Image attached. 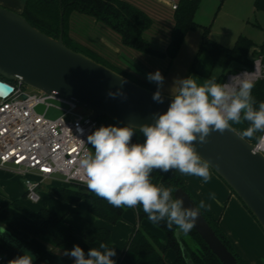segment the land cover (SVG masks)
I'll use <instances>...</instances> for the list:
<instances>
[{
	"label": "trees",
	"instance_id": "16d2710c",
	"mask_svg": "<svg viewBox=\"0 0 264 264\" xmlns=\"http://www.w3.org/2000/svg\"><path fill=\"white\" fill-rule=\"evenodd\" d=\"M200 1H178L174 10V24L170 31V40L165 50H159L151 46L144 33L152 27L153 19L147 11L130 0H25L21 14L32 26L48 36L59 38L62 32L64 43L68 47L91 57L143 87L157 91L158 87L155 84L136 76L121 64L103 60L87 45L74 38L71 29L73 16L77 14L90 16L119 34L123 46L131 47L157 58H169L173 62L180 52L187 33L198 26L194 18ZM255 6L256 9L264 11V0H256ZM207 33L208 28H205L204 37L191 70H195L200 55L206 52L211 56L214 64L221 66L223 69L220 83H225L228 74L234 72V70L229 69L231 64L235 63L245 68H253L252 55L256 53L257 49L264 52V44L258 46L247 37L240 36L235 46L228 48L209 38ZM0 78L2 77L0 76ZM11 84L14 86L17 82L11 81ZM254 85L252 95L258 108L259 102L264 101V77L254 82ZM242 123L248 126L247 122ZM98 124L99 127L126 126L115 123L107 116L98 119ZM263 134L258 132V136ZM144 139L143 134L137 129L132 137V143H143ZM150 179L157 186L174 189L173 198L175 191L183 188L191 195L196 205L200 202L187 188L185 182L175 170H170L167 173L154 170L150 175ZM71 185L70 188H52L51 192L60 199L72 203L77 202L85 195H89L88 192L80 193L76 187H73L80 185ZM90 197L89 208L95 217L101 218L110 224H115L124 218L127 207L116 208L95 195H90ZM12 206L28 216L29 221H22L19 224V229L30 235L31 239L17 237L18 246L16 247L10 243L12 240L0 237V254L4 256L6 264L17 256L23 255L24 248L35 254L33 264H74V258L64 255L66 250L70 251L75 245H79L87 254L89 249L95 248L93 244L96 242L107 245L112 242V231L109 227H96L92 232L69 230L62 225L64 214L45 205L34 210L22 201L15 200L12 202ZM135 208L140 221L145 219L151 221L144 213L142 206ZM202 213L219 238L236 256L238 263L249 264L235 251L228 236L220 227L218 220L208 210H202ZM153 224L163 230L166 235V242L163 243L154 232L144 226L135 225L123 251L118 256L111 258L115 261V264H166L165 253L169 249H173L176 253L175 264H224L195 228L187 235L180 233L177 236L175 226L169 229L165 221Z\"/></svg>",
	"mask_w": 264,
	"mask_h": 264
},
{
	"label": "clouds",
	"instance_id": "9594fccd",
	"mask_svg": "<svg viewBox=\"0 0 264 264\" xmlns=\"http://www.w3.org/2000/svg\"><path fill=\"white\" fill-rule=\"evenodd\" d=\"M146 78L158 86L153 100L163 103L161 72L149 73ZM177 84L175 93L171 91L167 111L154 114L152 124L139 127L138 131L145 137L143 143H132L137 131L133 125L100 126L87 136L94 153L85 152L78 165L82 173L80 179L96 197L116 208L142 206L153 223L165 221L169 229L175 226L179 236L190 233L202 210L210 205L201 200L195 207L185 208L182 198H173L174 189L151 182V173L178 170L208 183L210 162L202 159L194 142L208 143L212 132L223 134L230 129V122L248 123L240 134L242 138L251 139L258 132L264 133V101L256 107L252 95L255 85L248 79L247 72L231 77L228 83H218L217 77L212 76L202 85L192 77L180 79L175 86ZM255 138L253 154L264 150V135ZM209 199L214 200L215 194L210 193ZM4 231L5 228L0 227V233ZM64 255L74 258V264H115L111 258L116 250L101 243L99 248H91L85 254L75 245ZM33 260L34 256L25 251L8 264H33Z\"/></svg>",
	"mask_w": 264,
	"mask_h": 264
},
{
	"label": "water",
	"instance_id": "95a60500",
	"mask_svg": "<svg viewBox=\"0 0 264 264\" xmlns=\"http://www.w3.org/2000/svg\"><path fill=\"white\" fill-rule=\"evenodd\" d=\"M63 13L61 18V26ZM0 97L14 91L11 81L28 85L46 94L36 111L44 113L47 104L68 109L81 106L92 120L103 116L117 124H152L153 115L167 111L171 96L162 93L163 103L153 100L154 90L143 87L91 57L68 47L32 26L21 14L0 5ZM113 93L115 95H109ZM27 98V95H23ZM230 127L223 134L212 132L208 143H195L203 160L229 185L264 229V152L253 154L256 144ZM175 198L185 208L195 207L191 195L179 188ZM195 230L224 264H239L236 256L219 238L203 213ZM30 252L34 258L35 254Z\"/></svg>",
	"mask_w": 264,
	"mask_h": 264
},
{
	"label": "rangeland",
	"instance_id": "374dc122",
	"mask_svg": "<svg viewBox=\"0 0 264 264\" xmlns=\"http://www.w3.org/2000/svg\"><path fill=\"white\" fill-rule=\"evenodd\" d=\"M130 1L147 11L153 19L152 27L144 33V36L150 41L151 46L159 50H165L170 40L171 28L174 24L175 9L173 6L177 5L179 0ZM255 2L256 0H201L194 18L198 26L187 33L180 52L173 62L169 58H157L131 47L123 46L120 42L119 34L87 15H74L71 29L74 38L87 45L102 57L103 60L114 64H121L140 78L147 80L146 72L148 71L141 66L139 67L136 61L147 63V66L155 70V72L159 70L164 77V85L161 91L169 95L168 93L171 94V91L174 93L178 88V84L175 86L178 80L188 78L190 72H195L191 68L203 40L205 28H208L207 35L209 38L228 48H233L240 36L251 39L258 46L264 44V11L256 9ZM118 53L121 54L118 55ZM203 54L208 55L206 52L201 55ZM252 58L254 60L253 68H241V65H238L240 67H237L234 72L228 75H236L243 70L254 73L256 71V64L260 60L262 73L259 77L250 78V80L256 82L258 79L263 78L264 52L261 49H257ZM155 85L157 86V84ZM174 86L175 88H173ZM24 89L27 92H34V89L28 85H24ZM75 111L79 113L87 112L81 106H77ZM63 113L62 109L55 105H50L46 116L55 119ZM255 137H259L258 133L255 134ZM255 137L248 140L256 144L257 140ZM91 151L94 153L92 146ZM29 177L35 178L33 175ZM25 181L26 176L16 172L13 168L0 169V227L5 228V231L0 233V237L12 240L10 243L16 247L18 246V242H16L17 237L30 239V235L19 229V224L22 221H29L28 216L12 206L13 201L20 200L34 210L45 205L64 214L63 225L69 230L92 232L97 224L106 223L112 228V242L108 246L115 248L116 255L124 249L131 231V225L137 221L136 208L127 207L124 212V219L111 225L105 220H97L91 213L89 208L90 195L94 194L84 187L73 186L80 193L88 192L89 195L83 196L75 203L62 200L51 192L53 186L61 188L64 185H69L64 183L62 177L59 176L54 181H46L42 184L40 190L41 201L33 203L26 198ZM98 221L101 222L98 223ZM146 223L150 226L151 230L156 232L155 234L158 238L165 243L166 235L163 230L156 228L149 220H146ZM244 235L247 237L251 236L248 232H244ZM248 241H250L249 238ZM175 258V251L173 249L167 250L165 253L166 264H175Z\"/></svg>",
	"mask_w": 264,
	"mask_h": 264
},
{
	"label": "built area",
	"instance_id": "2783aa9c",
	"mask_svg": "<svg viewBox=\"0 0 264 264\" xmlns=\"http://www.w3.org/2000/svg\"><path fill=\"white\" fill-rule=\"evenodd\" d=\"M245 72L249 79L253 78V72L243 70L228 75L225 83ZM46 99V94L38 90L25 91L20 82L14 85L12 94L0 97V169L13 168L26 176V198L33 203L41 200L43 181L56 175L87 189L80 179L78 161L85 152H92L87 136L99 128L98 120H92L89 112H76L74 104L68 109L60 108L64 113L55 119L46 116L51 104H47L44 113L37 112L36 107ZM28 173H35L40 179L30 178ZM0 264H6L1 254Z\"/></svg>",
	"mask_w": 264,
	"mask_h": 264
},
{
	"label": "crops",
	"instance_id": "0c3cea01",
	"mask_svg": "<svg viewBox=\"0 0 264 264\" xmlns=\"http://www.w3.org/2000/svg\"><path fill=\"white\" fill-rule=\"evenodd\" d=\"M24 3L25 0H0V5L12 9L18 13L22 12ZM120 54L121 53H118V55ZM136 62L138 63L139 67L141 66L147 69L148 72L145 71L147 74L155 73V70L150 69V67L147 66V63H142L141 61H136ZM237 67L240 66H238V64L233 63L230 65L229 69L235 70L237 69ZM241 68H243V66H241ZM222 74H223L222 67L219 65H215L209 54L208 55L203 54L201 55L195 67V72H190L188 78L192 77L197 82V84L202 85L212 76H216L217 82L220 83V78L222 77ZM151 83L156 84L155 82L154 83L151 82ZM168 94L171 96L170 93ZM230 124L240 133L248 127L244 123H240V124L230 123ZM175 171L180 175V177L185 182L187 188L199 201L203 200L205 201L206 204L210 205V208H208L207 210L214 216L215 219L218 220L220 227L228 236L235 251L241 257H243L249 264H264V229L257 221V219L254 217V215L250 212V210L246 207L243 201L229 187V185L211 167H210L211 180L208 183H204L203 180L199 177L184 175L180 173L178 170ZM30 175L35 176V179H40V177L35 173H28L27 176ZM59 176L62 177L61 175H56L53 178L43 181V183L46 181H54L56 177ZM62 181L66 184H69L64 180L63 177H62ZM70 187H72L71 184L64 185L60 189L70 188ZM52 188H59V187L53 186ZM210 193L215 194L214 200L209 199ZM97 220H103V219L97 218ZM146 220L147 219L140 221L137 214V221L131 225V231L129 237L135 225H142L148 230L154 232V230H151L150 226L146 223ZM99 222L101 221H98V223ZM151 224L153 223L151 222ZM153 225L156 228H159L155 224ZM63 227L66 228L64 225ZM96 227H109L112 231L111 226H108V224L106 223H99L94 228ZM244 232L250 233L251 236L247 237L246 235H244ZM248 238L250 239V241H248ZM40 243L43 244L42 242ZM99 244L101 243L96 242L93 244V246L95 248H99ZM122 251L123 249L121 250V252ZM119 254L115 256H118Z\"/></svg>",
	"mask_w": 264,
	"mask_h": 264
},
{
	"label": "bare ground",
	"instance_id": "6f19581e",
	"mask_svg": "<svg viewBox=\"0 0 264 264\" xmlns=\"http://www.w3.org/2000/svg\"><path fill=\"white\" fill-rule=\"evenodd\" d=\"M262 73V69L260 67V64H257L256 71L251 75L253 78L259 77ZM255 80V79H254ZM264 152V151H263Z\"/></svg>",
	"mask_w": 264,
	"mask_h": 264
}]
</instances>
